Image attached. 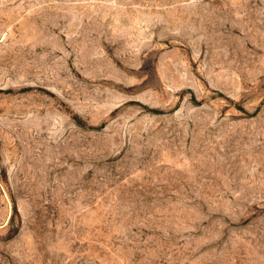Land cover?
Returning <instances> with one entry per match:
<instances>
[{
	"label": "rangeland",
	"instance_id": "obj_1",
	"mask_svg": "<svg viewBox=\"0 0 264 264\" xmlns=\"http://www.w3.org/2000/svg\"><path fill=\"white\" fill-rule=\"evenodd\" d=\"M0 264H264V0H0Z\"/></svg>",
	"mask_w": 264,
	"mask_h": 264
}]
</instances>
